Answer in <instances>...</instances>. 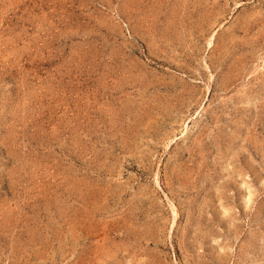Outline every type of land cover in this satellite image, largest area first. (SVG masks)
Here are the masks:
<instances>
[{
    "label": "rangeland",
    "instance_id": "374dc122",
    "mask_svg": "<svg viewBox=\"0 0 264 264\" xmlns=\"http://www.w3.org/2000/svg\"><path fill=\"white\" fill-rule=\"evenodd\" d=\"M0 264H264V0H0Z\"/></svg>",
    "mask_w": 264,
    "mask_h": 264
}]
</instances>
